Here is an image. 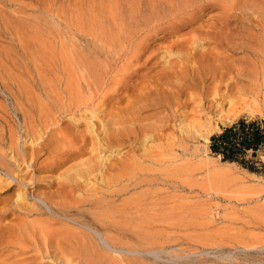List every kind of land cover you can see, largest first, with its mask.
Segmentation results:
<instances>
[{"label":"bare ground","instance_id":"bare-ground-1","mask_svg":"<svg viewBox=\"0 0 264 264\" xmlns=\"http://www.w3.org/2000/svg\"><path fill=\"white\" fill-rule=\"evenodd\" d=\"M249 2L259 9L255 18L247 16ZM209 6L217 8L218 15L211 22L197 23ZM82 16L79 17L82 19ZM101 17L97 29H94L96 23L94 26L88 21L81 27L86 34L82 36L90 37L92 42L90 52L83 53L74 45L62 44L59 56L65 74V99L63 96L54 98L53 105L54 113L59 115L105 111L97 118L102 127L93 124L90 131L86 129L88 132L83 133L87 135L80 145L64 134L59 146L65 149L58 156L53 153L51 172L89 151L96 160L90 156L69 165L56 177L42 176V181L23 184V178L30 176V171H25L29 167L28 158L32 161L36 149H43L44 143L32 144L31 153L27 151L28 146H23L20 155L16 144L10 141L13 155H20L22 159L10 162L0 157V181L9 180L6 181L8 191L14 185L18 193L13 205L4 209L5 215H13V218L9 225L5 224L8 233L1 243L12 255L2 257L0 264H37L43 255L53 264H143L112 252L126 248L133 251L135 247L150 245L155 235L148 231L149 227L171 224L166 218L170 211L161 207L170 197L158 193L154 185L160 182L168 185L176 179L181 189L187 190L189 186L184 179H178L177 167L161 172L142 164L143 158L156 164L173 158V143L160 148L159 154L154 156L145 148L141 152L139 145L155 136L158 129L175 127L177 122L184 127L183 121L188 116L191 117L189 125L196 132L214 116L233 113L244 106H264V102L258 100V88L232 95V80L228 81L230 78L256 80L264 76V0H122L115 2ZM232 22H237L239 27H231ZM183 27H189V31L165 42L160 56L149 54L140 61L149 47L146 43L155 34L173 37ZM236 50L245 52L249 58L241 68L231 59ZM134 64L137 67L128 73ZM114 65L118 67L117 73L110 78ZM138 69L146 70L140 76L138 94L126 96L127 104L123 107L109 106L116 89L134 87L128 81ZM78 76L83 79L82 88L89 92V98L82 96L85 94L82 90H76L78 94L73 95L71 84ZM144 112L150 113L141 116ZM53 125L50 137L63 130L56 123ZM209 127L206 133L211 130ZM186 133L182 139L191 132ZM122 144L132 147L127 156L113 162L101 157L107 146ZM110 184L115 187L113 190L107 187ZM142 185L151 188L118 200L128 189ZM40 188L53 189L45 193L38 191ZM31 195L34 202L25 205L30 204L24 202ZM147 198L151 201L146 202ZM34 210L48 213L51 218L27 222L17 214L14 216L16 211Z\"/></svg>","mask_w":264,"mask_h":264},{"label":"rangeland","instance_id":"rangeland-1","mask_svg":"<svg viewBox=\"0 0 264 264\" xmlns=\"http://www.w3.org/2000/svg\"><path fill=\"white\" fill-rule=\"evenodd\" d=\"M121 1L0 0V157L3 156L9 161L17 158V161H20L23 146H28L27 151L31 153L32 144L44 143L43 149H36L32 161L31 158H28L30 161L26 160L29 167L25 171H30L29 175L32 177L27 175L21 183L29 184L32 180L42 181L41 179L45 176L56 177L65 168H69V165H76L87 157H93V152L89 151L66 162L59 170L51 172L54 157L65 149L64 146H59L64 134L70 135V140L72 138L74 139L72 142L75 141L80 145L82 138L87 135L83 133L86 129L91 130L93 124L99 128L102 127L100 119L97 118L105 113V111L97 114L87 112L86 115L76 112H65L60 115L54 113L53 99L62 96L65 99L63 91L65 74L59 52L62 44L66 45L65 43L67 46L74 45L83 53L90 52L92 42L90 37H84L85 29H81L85 27L83 23L88 21L94 23V26L96 23L94 29H97L101 23L100 17L104 16L106 10L112 8L115 2L121 3ZM246 13L247 16L255 18L257 13L259 14V9L254 3L249 2ZM216 15H218V9L209 6L203 11L197 23L211 22ZM79 16H82V19ZM230 26L239 27V24L232 22ZM187 31L189 27H183L173 37L169 35L163 37L162 33L155 34L156 36L154 35L146 43L149 47L140 61L149 54L160 56L165 42ZM231 59L237 67L241 68L249 58L245 52L236 50L231 55ZM134 65L127 70L128 73L137 67L136 64ZM116 66L112 67L110 78L117 73ZM145 72V69L134 72L128 81V84L134 87L129 90L116 89L113 99L109 100V106L123 107L127 104L128 95H137L140 76ZM76 80H74L76 83L71 84L73 95L77 93L76 90L78 92L82 90V94L85 93L82 96L86 95L84 98H89L87 97L89 92L82 88L84 87L83 79L78 76ZM229 80H232L230 90L232 95L243 91L250 93L251 89L258 88L260 93L258 100L260 103L264 102V76L256 80L251 79L253 81L250 78L241 80L230 78ZM82 96L79 97L83 99ZM148 113L150 112L140 115L144 116ZM233 113L228 112L212 117L214 120L206 122L196 132L189 125L191 117L188 116L183 121L184 127L177 122L175 127L158 129L155 136L146 138L144 143L139 145L141 152L145 148L150 156H154L159 154L160 148L173 143V158L159 164L151 163L149 159L143 158L142 164L161 172L168 170L167 168L173 170L177 167L178 179H184L189 189H181L176 179H172L173 182L168 185L162 182L154 185L153 188L157 189L158 193L170 197L162 203L161 207L170 211L166 218L171 224L148 226V231L155 235L150 245L135 247L133 251L125 247L126 249L113 250L112 253L124 259L135 258L143 264H264V149L257 150L255 153L246 151L244 158L253 171L235 162L222 161L218 156L212 155L208 149L209 136L219 132L221 127L234 124L238 119L246 122L255 120L263 130L264 106L257 108L244 106ZM54 123L63 130L56 131L50 137L49 130L55 126ZM206 127L211 129L208 133L205 132ZM188 131L191 132L190 137L182 139L181 136L186 135ZM10 141L16 144L15 148L19 154L21 153L20 155H13L9 146ZM131 150L132 147L126 144L107 146L101 153V157H107L108 161L113 162L116 158L127 156ZM53 153L56 155L54 156ZM6 181H0V229L3 231L0 234L1 260L12 255L10 249L1 243L8 233L4 228L13 218V215L6 216L4 209L13 205L18 194L14 185L8 191ZM107 187L110 190L115 188L111 184ZM149 188L151 187L145 185L133 188L134 190L130 188L118 200L132 197L134 194L136 196ZM52 189L40 188L38 191L48 193ZM176 195L181 198H174L173 196ZM34 200L31 195L27 197V200L25 198L24 203H30L25 204L30 206ZM148 201L151 199L147 198L146 202ZM39 213L35 210L18 211V213L16 211L14 216L17 214L20 219L22 218L21 220L24 219L27 222L48 219L50 216L45 212ZM70 225L79 228V225ZM104 244L107 247L106 243ZM46 263L53 264L44 255L37 260V264Z\"/></svg>","mask_w":264,"mask_h":264},{"label":"trees","instance_id":"trees-1","mask_svg":"<svg viewBox=\"0 0 264 264\" xmlns=\"http://www.w3.org/2000/svg\"><path fill=\"white\" fill-rule=\"evenodd\" d=\"M209 152L220 160L235 162L253 171L244 156L246 151L255 153L264 149V129H260L257 121L238 119L234 124L220 128L208 138Z\"/></svg>","mask_w":264,"mask_h":264}]
</instances>
